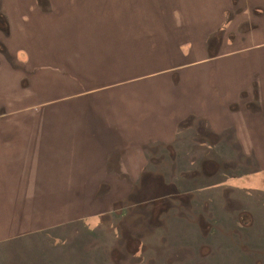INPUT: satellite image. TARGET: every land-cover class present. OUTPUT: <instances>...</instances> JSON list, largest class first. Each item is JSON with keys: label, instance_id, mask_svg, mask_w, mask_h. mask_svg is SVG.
<instances>
[{"label": "rangeland", "instance_id": "rangeland-1", "mask_svg": "<svg viewBox=\"0 0 264 264\" xmlns=\"http://www.w3.org/2000/svg\"><path fill=\"white\" fill-rule=\"evenodd\" d=\"M5 1L0 0V9L8 2ZM131 2L138 4L137 0ZM195 3L203 11L208 9L209 13L212 6H224L226 11L222 10L221 18L225 27L217 31V36L205 38L209 32L203 30L196 36L193 26L200 27L203 22L197 16L190 17L192 24L189 27H179V38L193 46L200 38L205 39L208 41L207 51L213 53L204 54L202 50L194 57L192 55L169 65L170 68L176 66L177 72H187L201 65V61L196 60L203 59V62L216 56L207 64L210 63L212 70H222L225 75L223 81L217 79L215 82L219 89L223 87L217 94L218 103L223 94L231 92V103L227 96L224 97L225 105L230 103L225 109L228 113L220 112L210 122L204 119L205 123L200 127L195 121L191 123L192 119L185 120L172 129L174 142L171 141V145L140 142L137 136H130L139 141L135 147L124 141L110 143V135L116 139L119 131L124 133L129 129L119 112L117 116V111L113 125H110L105 117L107 109H83L76 105L75 114L68 119H59L54 122L55 126H51L46 120L35 118L34 107L26 113L20 106L3 108V115L12 117L10 121H0V128L10 134L0 142V154L13 157L9 150L14 138L16 144H24L25 149L29 148L36 155L41 153L43 160L40 162L34 155V165L50 168L51 163L53 173L50 171L49 174H62V181L69 173L66 165L71 159L75 160L73 166L77 175L85 171V167H90L97 152L99 155L118 156L121 162L124 155L128 163L131 158L125 154L126 151H130L133 157L146 151L152 154L148 155L144 171L133 176L131 181L120 173L123 170L121 166L117 164L118 169L110 162V171H118L119 174L109 172L107 183L97 185L99 188L94 193L89 192L91 199L86 201L87 207L77 209L78 216L85 212L82 216L74 218V205L68 200L64 207L53 201L42 216L48 217V224L37 223V217L28 215L34 223L28 225L32 231L24 233H5L7 225L3 222L11 223L13 221L10 220L16 217L14 221L20 225V221L26 218L17 212V208L9 210L11 205L6 204L9 202L6 201L7 195L0 190V225L3 224L0 227V264H264V152L258 149L259 143L264 142V94L256 86L254 93L257 96L251 101L252 95L241 98L237 92L248 90L247 84L254 78L255 83L256 80L259 83L263 81L260 76H255V65L264 67V62L261 63L264 56L263 1L195 0ZM185 11L187 9L183 6L180 12ZM177 22L182 23V20L177 17ZM0 30L2 46L7 39L4 20H1ZM13 34L15 41L17 32ZM215 43L221 45L211 48ZM200 44L204 45L203 42ZM138 47L142 48L141 45ZM250 60L259 64L254 65ZM24 79L19 77V83ZM137 81L131 84L134 94H144L143 99L146 100L149 92L144 87H151L156 79ZM188 90L179 88L177 93L186 92L192 96L193 91ZM214 90L198 85L193 100L198 106H202L199 102L214 101ZM118 103L119 109L128 105L122 100ZM234 103L240 108L258 105L261 114H252L253 124L246 122L251 121V108L242 109V114L238 111L232 115L229 107ZM18 113L23 114L20 116ZM149 113L142 111L143 120L138 132L146 133V128L156 120ZM228 126H234L236 130L223 131ZM221 130L222 137L213 133ZM239 133L241 136H237ZM51 140L64 146L65 155H55L54 160L51 159ZM72 144H76L73 156ZM151 146L155 148L153 151ZM253 150L257 152L255 158L250 156ZM140 164L144 167L143 159ZM114 177L115 184L112 183ZM116 184H122L124 190L119 191ZM76 196L73 194L70 200L74 201ZM83 198L84 195L81 201ZM48 199L51 200V196ZM69 208L62 216L71 220L53 223L61 211Z\"/></svg>", "mask_w": 264, "mask_h": 264}, {"label": "crops", "instance_id": "crops-1", "mask_svg": "<svg viewBox=\"0 0 264 264\" xmlns=\"http://www.w3.org/2000/svg\"><path fill=\"white\" fill-rule=\"evenodd\" d=\"M7 1L0 9V15L5 17L7 27V33H4L6 42L0 46V121H10L12 116H5L2 112L3 108L10 105L20 106L23 113L34 107L35 118L46 120L51 126H55V121L68 119L75 114L73 110L76 105L83 109L105 108L108 110L105 117L110 125H113L114 113L117 111V116L119 112L129 128L124 133L119 131L116 139L110 135V143L124 141L130 146L132 143L138 147L139 141L171 145L174 142L172 129L185 120L192 119L191 123L195 121L196 126L200 127L205 121L210 122L218 116L220 109L223 114L228 113L225 109L231 103L229 89V93L223 94L222 99L217 102V94L223 87L219 89L215 81L225 79L222 70L215 69L214 76L208 77L206 69L210 68V63L203 61L202 64L203 59L196 60L201 61V65L187 72H177L176 66L170 68L169 65L177 61L182 62L196 54L185 52L184 56L179 53V46L185 44L179 38V27H189V18L197 16L203 23L200 27L193 26L195 35L199 36L202 33H199L200 30L208 31L209 34L205 37L208 38L211 33L223 27L221 14L222 10H225L224 6H212L209 13L208 9L206 12L198 8L195 0H137L136 5L132 0ZM262 1L264 5V0ZM183 6L187 11L182 13L180 10ZM4 7L5 10H2ZM177 17L182 23L177 22ZM14 31L18 36L15 41ZM203 40L205 39L200 38L198 41L201 43ZM140 60L142 61L138 62ZM193 61L195 60L191 62ZM263 62L264 56L261 63ZM165 64L167 67H163ZM255 73V76H260L263 81L259 83L256 80L255 83V78L252 79L247 84L248 90L237 91L239 97H248L256 86L259 87L260 93L264 94V67L255 65ZM19 77L25 79L19 83ZM142 78L156 79L151 87H144L149 92L146 100L143 99L144 94H134L131 87V84L139 82L137 80ZM198 85L208 89L215 88L212 93L214 101L199 102L202 106H198L193 100ZM179 88L189 89L191 93L193 91L192 96L186 92L178 94ZM225 96L230 102L226 105ZM118 100L128 103L127 107L119 109ZM234 105L236 106L235 103ZM242 107L244 106H237V110L232 109V115H236L238 110L242 114ZM143 110L150 112L149 116L156 119L150 128H146V133L137 130L143 120ZM23 113L18 115L22 116ZM248 122L253 124L252 115L251 121ZM232 128L234 126H228L223 131L229 133ZM213 133L222 137V130ZM8 135L10 134L1 127L0 142ZM130 136H137L139 141ZM237 136H241V133ZM259 141L257 139V142ZM168 142L170 144H167ZM11 144L13 145L9 152L13 153V157L0 154V190L7 195L6 201L9 202L6 204L11 205L9 210L17 208V212L20 211L26 220H21L20 225L17 224L18 221H14L16 217L10 220L13 221L11 223L3 222L7 225L6 234L32 231L28 225L34 223V220L28 215L35 216V219L37 217V223L48 224V217L42 216L53 201H56L59 207L68 205V201L71 202L76 212L74 218L82 216L85 212L78 216L77 209L87 207L86 201L91 199L89 192L94 193L99 188L97 185L106 184V175L113 173L110 171V162L118 169V166H121L124 171L120 173L131 181L133 176H138L144 171L148 155L152 154L146 151L133 157L130 151H126L125 154L131 158L128 163L124 155L121 162L118 156H107L103 153L99 155L97 152V156L92 157L90 167H85V171L78 172L77 175L73 166L75 160L71 159L70 164L66 165L69 173L62 181V174H49L53 169L51 163L50 168L40 164L34 165V155L40 162L43 160L41 153L36 155L29 148L25 149L24 144H16L14 138ZM72 148L73 156L76 144H72ZM150 149L153 151L155 148L151 146ZM49 150L53 160L55 155L64 154V146L57 145L52 140ZM142 159L144 167L139 166ZM116 173L119 174L118 171L113 174ZM114 179L115 177L112 178L113 184ZM116 186L123 188L122 184ZM73 194L77 195L74 201L70 200ZM82 195L84 198L81 201ZM50 196L51 200L48 199ZM70 209L61 211L53 223L71 220L70 217L62 216Z\"/></svg>", "mask_w": 264, "mask_h": 264}, {"label": "flooded vegetation", "instance_id": "flooded-vegetation-1", "mask_svg": "<svg viewBox=\"0 0 264 264\" xmlns=\"http://www.w3.org/2000/svg\"><path fill=\"white\" fill-rule=\"evenodd\" d=\"M7 1V0H6ZM225 11H226V9H225ZM1 13V12H0ZM230 13V12H229ZM4 16L1 14L0 15V23H1V20H4ZM4 24H5V21H4ZM223 27H225L224 25H223ZM222 27V28H223ZM210 35H213V36H217V32H215V33H211ZM213 39H215V37L213 38ZM203 43H204V45L202 44H200V45H198V43H200V41H197L196 42V45L195 46H193L192 44H189V43H185V44H183V45H181V46H179V48H178V50H179V53L181 54H183L184 56H185V52H187V53H196V52H201L202 50L204 51V54H211V53H213V52H209V51H207L208 50V48H207V40H203L202 41ZM218 45L220 46L221 44H219V43H215V45L214 46H210L211 48H214V47H218ZM206 51H207V53H206ZM181 54V55H182ZM216 56H212L210 59H207L205 62H207L208 60H211V59H214ZM204 63V62H203ZM197 65V64H196ZM207 72H208V77H213L214 76V73H213V71H215V70H212L211 68H207V70H206ZM261 71H263L262 69H261ZM263 80V79H262ZM252 95V98H251V101H253V100H255V97H256V95H255V93L253 92L252 94H250L249 96H251ZM248 96V97H249ZM255 102V101H254ZM220 105H221V103H220ZM239 108V107H238ZM249 108H251L250 110H249V114L250 115H252V114H255V113H257L258 111H259V106L258 105H251V106H248V107H246L245 106V108H243V110H247V109H249ZM232 109L233 110H237V106H231V107H229V111H231L232 112ZM239 111V110H238ZM223 112V111H218V114H221V113ZM246 122H248V121H246ZM213 143H215V142H213ZM255 143V142H254ZM258 149H261L263 152H264V142H260L259 143V147H258ZM255 153V154H254ZM257 154V152H255L254 150L251 152V154H250V156L252 157V158H255L254 156ZM243 155V154H242ZM238 156H239V154H238ZM244 156V155H243ZM238 158H241V157H238ZM242 159V158H241ZM124 190V188H120V190L119 191H123Z\"/></svg>", "mask_w": 264, "mask_h": 264}]
</instances>
